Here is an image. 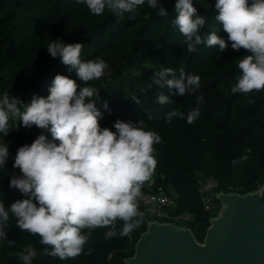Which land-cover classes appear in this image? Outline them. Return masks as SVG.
I'll list each match as a JSON object with an SVG mask.
<instances>
[{"label":"trees","instance_id":"16d2710c","mask_svg":"<svg viewBox=\"0 0 264 264\" xmlns=\"http://www.w3.org/2000/svg\"><path fill=\"white\" fill-rule=\"evenodd\" d=\"M192 2L208 18L201 34L206 35L213 28L219 30L220 25L214 20L218 14L214 7L216 0ZM162 3L168 17H158L145 5L131 14L134 19L125 14L118 20L108 10L94 16L75 0H0V91H8L27 103L33 94L46 97L57 74L68 75L80 83L76 73H69L59 57L48 54V41L57 38L66 44H83L81 58L85 61L109 53L142 62L140 73L128 81L130 90L124 99H121L122 86L117 82L111 92L118 96L97 100L103 113L100 124L115 131L112 126L117 119L142 121L146 130H154L161 136L163 142L155 145L158 184L177 195L176 213L194 215V221L187 226L202 241L212 216L203 210L200 176L215 179L217 192L247 193L264 184V91L248 96L232 94L230 89L238 75L237 58L245 55V50L234 51L229 43L225 52L200 45L196 52L189 53L182 35L171 25L175 18L174 0ZM218 34L227 40L222 29ZM168 67L177 78L181 68L199 75L201 87L196 95H173L167 87L159 89L155 84L143 90L155 72ZM158 92L169 96L173 103L157 104ZM201 93L204 102L197 104L196 96ZM104 101L107 109L103 107ZM197 107L200 116L193 124L179 118L166 122V114L172 109L187 115ZM42 132L33 126L10 141H2L8 144L10 152L5 169L0 170V198L6 207L23 198L18 190L9 187L11 176L19 175V170L13 168L16 151L31 144ZM44 134L51 139L50 133ZM146 191L144 184L142 193ZM138 204L142 212L140 200ZM145 230L146 224H140L129 236L105 239L108 229L100 228L93 232L80 256L62 261L38 255L33 264H125ZM7 237L15 245H0V264H21L14 253L28 244L42 252L39 238L21 232L14 218L10 220Z\"/></svg>","mask_w":264,"mask_h":264},{"label":"clouds","instance_id":"9594fccd","mask_svg":"<svg viewBox=\"0 0 264 264\" xmlns=\"http://www.w3.org/2000/svg\"><path fill=\"white\" fill-rule=\"evenodd\" d=\"M86 6L94 16L106 10L118 20L125 14L135 17L139 8L147 5L158 17H168L162 0H75ZM214 20L227 34V40L213 28L202 35L207 16L201 15L192 0H174L175 18L171 20L183 37L189 53L198 46L218 48L225 52L231 44L234 51L245 50L238 57V75L231 87L232 94L245 96L264 91V0H216ZM81 43H64L57 38L47 43L52 58L59 57L69 73L75 72L80 83L68 75L57 74L48 88V95L33 94L23 103L15 98L0 104V133L9 134L10 115H19L25 128L33 126L42 132L31 144L20 146L13 158L9 187L18 190L22 199L5 206L0 198V245H15L8 239L10 220L21 232L38 237L42 252L28 244L14 255L21 264H33L38 255L74 259L89 244L93 232L105 228V239L129 236L143 222L144 214L138 201L144 184L150 181L158 165L155 145L163 142L154 130H146L142 121L117 119L113 131L100 124L103 113L97 106L99 95L90 82L105 75L108 64L104 59L83 60ZM172 78H168V77ZM165 87L173 95H196L201 77L180 69L177 78L173 69L162 68L147 85ZM95 97V98H94ZM155 102L171 104L169 96L157 94ZM197 104L204 102L203 93L196 96ZM17 104H24L21 113ZM103 107L108 108L107 101ZM200 116L197 107L187 113L172 109L166 122L173 118L193 124ZM10 158L9 146L0 142V170ZM12 253H10L11 255Z\"/></svg>","mask_w":264,"mask_h":264},{"label":"water","instance_id":"95a60500","mask_svg":"<svg viewBox=\"0 0 264 264\" xmlns=\"http://www.w3.org/2000/svg\"><path fill=\"white\" fill-rule=\"evenodd\" d=\"M220 208L202 241L175 222L149 220L125 264H264V185L216 192Z\"/></svg>","mask_w":264,"mask_h":264},{"label":"built area","instance_id":"2783aa9c","mask_svg":"<svg viewBox=\"0 0 264 264\" xmlns=\"http://www.w3.org/2000/svg\"><path fill=\"white\" fill-rule=\"evenodd\" d=\"M161 178L163 179L164 176H161ZM198 183L204 212L211 216L216 215L220 208V204L216 199L218 182L213 178L200 176ZM145 186L148 191L142 193L139 199L144 214L141 225L146 224L149 220H159L187 226L194 221V215L192 213H176L174 211L175 200L171 195V191L168 192L163 185L158 184L157 169L153 173L150 181L145 183Z\"/></svg>","mask_w":264,"mask_h":264},{"label":"rangeland","instance_id":"374dc122","mask_svg":"<svg viewBox=\"0 0 264 264\" xmlns=\"http://www.w3.org/2000/svg\"><path fill=\"white\" fill-rule=\"evenodd\" d=\"M101 58L104 59V61L108 64V68L105 70V75L101 79L90 82V85L94 87L97 92H99V99L108 100L109 98L112 99L115 96H118V94L111 92V89H113L114 85H117L118 82L123 89V95L121 96V99H124V97L128 95L130 90V86L127 85L128 81H132L135 76L140 73L142 62L130 60L126 57L113 56L109 53L105 54ZM118 79L120 81H118ZM12 98L20 101L16 97V95L8 91H0V104L7 105L9 103V100H11ZM17 107L22 113L24 111L25 105L17 104ZM26 130H28V128L22 126V123H20L19 115H10L9 134L6 137L3 133H0V142H2L3 140L10 141L14 137L18 136L22 131ZM171 195L175 200L177 195L172 190Z\"/></svg>","mask_w":264,"mask_h":264}]
</instances>
